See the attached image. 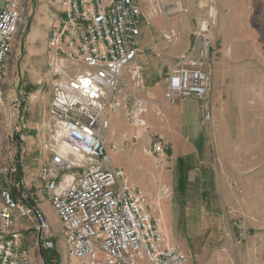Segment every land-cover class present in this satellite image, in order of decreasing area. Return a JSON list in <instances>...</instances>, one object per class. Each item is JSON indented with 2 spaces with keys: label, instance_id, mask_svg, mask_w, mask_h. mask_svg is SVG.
Segmentation results:
<instances>
[{
  "label": "built area",
  "instance_id": "obj_1",
  "mask_svg": "<svg viewBox=\"0 0 264 264\" xmlns=\"http://www.w3.org/2000/svg\"><path fill=\"white\" fill-rule=\"evenodd\" d=\"M183 1L160 3L168 12ZM19 9L20 0H0V78L18 29ZM213 13L211 7L210 16ZM140 15L136 0L62 2L47 34L44 76L50 80L51 94L47 119L35 135L42 158L34 176L27 175L25 166V155L32 151L20 134L23 126L6 134L10 146L0 167V264H34V260L43 264L44 254L57 249L35 189L47 198L61 224L66 250H57L61 262L72 258L93 264L186 263L179 247L162 244L147 195L130 185L122 170L105 165L110 162L106 148L110 117L121 111L130 126L144 130L149 155L159 156L165 150L146 118L152 102L134 95L124 82L125 71L139 53ZM205 30L206 26L200 27L201 32ZM194 35L198 38L200 32ZM177 38L173 28L162 34L167 43ZM206 45L200 39L175 58L164 78L168 104L188 99L206 102L211 90L204 67ZM138 72L132 74L133 79H139ZM21 105L16 100L14 109L18 111ZM202 118L211 122L207 104L202 107ZM21 119L16 117V121ZM131 138L136 142L140 135ZM234 208L230 204L227 211L233 213ZM25 219L33 225V258L15 227L16 221ZM232 225L240 243L244 238L240 223L233 220Z\"/></svg>",
  "mask_w": 264,
  "mask_h": 264
},
{
  "label": "rangeland",
  "instance_id": "obj_2",
  "mask_svg": "<svg viewBox=\"0 0 264 264\" xmlns=\"http://www.w3.org/2000/svg\"><path fill=\"white\" fill-rule=\"evenodd\" d=\"M63 1L20 0L18 29L12 39L5 70L0 78V167L4 165L9 155L10 143L6 138L8 130H14L17 126L22 127L23 124L29 125L32 121L38 123L47 119V104L51 94V84L50 80H45L43 74L46 63L45 66L44 64L41 67L35 66V71L30 68L36 58H40L42 55L46 57L47 34L50 24L60 14ZM256 1L258 4L260 0ZM213 3L214 0H185L179 4H174L166 14L170 17L175 16L181 21L184 29H180V32L189 37L188 49L196 41L206 40L207 55L204 58V67L209 73L211 84L206 102L202 103L194 99L180 100L170 107L163 95L162 102L156 103L154 106V117H152L155 121L151 122V126L149 125L150 130L160 134L164 124L162 117L166 116L165 113L169 114L170 128L172 129L179 122L181 130L176 137L174 136V140L164 139L165 150L162 155H149L146 151L147 145L142 146V150L149 156L153 168L159 174L164 173L168 185L166 187L171 185L168 191L164 189L161 192V197L167 198L165 200L171 207V212L166 215L168 220L166 222V236L160 229L162 244L164 245V242L169 240L171 243L180 245L182 250L186 252L184 255L187 261L193 260L194 263L192 264H196V260L199 259H201V264H208L210 255L214 251L213 248L222 240V229L227 222L226 217L222 214L227 211L228 206L225 207L226 202L215 201L214 193L219 192L221 196L226 193L228 186L237 191L240 190L234 182L227 185L228 182L225 178L222 180L224 183L216 188L212 183L214 176L227 177L230 160L239 162L242 157L250 156L249 159L264 157V133L260 136L256 131L258 126L256 121H251L252 115L254 116L259 109L262 110L264 107L262 105L251 106L253 108L251 110L249 105L245 103L247 91L243 87L246 82L256 80V65H264V41L261 40L264 39V13L262 16L253 19L250 17L252 19L250 28L242 27L243 29L238 34L235 33L240 37L239 42L230 38L224 41L218 35L219 29L218 33L212 34L214 28H211L217 22L215 12L210 16V8L213 9ZM247 20L244 18L243 22ZM186 22L188 24L187 29L185 28ZM204 26H206V30L201 32L200 27ZM251 29H255L257 32L254 31L255 33H253ZM194 31L200 32L198 38H195ZM232 35H228V37ZM145 56L148 57L146 54ZM146 59L135 60L136 62H133L124 73V82L131 89L130 91L138 97L143 95L142 88L144 86V78H142L144 74L140 67L149 64V66L156 68V60H158L162 82L175 61V58L172 61L169 58L167 62V58H163L161 55L148 57L149 63ZM246 66L253 68L247 69ZM137 71H139V79H133L132 74ZM32 72H39V75L42 76L41 82L33 85L27 83L31 80L30 74ZM215 81H224L230 86L227 91L223 92L221 102L215 101L211 94ZM160 86L162 89L161 83ZM233 87L234 89H232ZM20 91L22 95L19 94ZM256 92L257 90L254 89L249 96L255 95ZM16 100H20L22 105L28 106L30 113H27L23 121L17 120L13 123L10 119L13 116ZM29 100L32 102L29 103ZM204 104H207L212 113V119L209 123L202 118ZM170 108L183 109L184 118L181 117L180 119L177 113L171 114ZM19 111H21V107ZM261 128L264 132V125H261ZM142 131L138 143L145 135L144 130ZM172 132L176 131L172 129ZM20 134L26 137L28 147H35L34 151L29 152L28 150L25 155L27 175L34 176L42 158L39 140L34 142L30 140L31 138L28 137L33 136V133L27 129L21 128ZM257 140H259V145L256 144ZM117 147L108 152L110 162L105 164L107 167L113 164L114 167L112 168L122 170L126 179L130 180L137 177L144 180L147 175L148 180L152 177L154 170L148 169L150 172H146L147 164L144 158L138 152L132 151L131 144L127 143L125 148ZM233 148L238 151L234 156ZM241 149L247 150L248 154L241 157ZM1 180L0 176V183ZM262 186H264V176ZM46 202V200L41 201V209L47 211L45 216L50 223L57 246L56 250L45 253L46 255L52 254V257L49 258L50 264H93L72 258L65 259L63 262L60 261L59 249L66 253L62 227L58 218L56 219V215L50 207H47ZM162 220L164 219L162 218ZM15 227L22 232L25 246L33 258L35 248L33 246L34 230L31 221L27 219L16 221ZM235 243L238 245L237 237ZM53 257L57 258L58 261H50ZM99 260H101V256H99ZM34 264L40 263L34 260Z\"/></svg>",
  "mask_w": 264,
  "mask_h": 264
},
{
  "label": "crops",
  "instance_id": "obj_3",
  "mask_svg": "<svg viewBox=\"0 0 264 264\" xmlns=\"http://www.w3.org/2000/svg\"><path fill=\"white\" fill-rule=\"evenodd\" d=\"M256 2V0H214L213 12L217 14L215 15L217 22L216 25L211 28H214V30H212V34L218 33L217 31L219 29L220 32L218 33V35L222 40L225 41L230 38L231 40L234 39L235 41L239 42L240 37L237 34L241 31V29H243L242 27L248 28L252 23L250 21L253 18L262 16L264 13V0H260L258 4ZM136 3L138 4L141 12L139 44L140 52L138 54L139 56L135 59L136 61L137 59L138 61H140L147 58L146 61L149 63L148 57L161 55L163 56V58H167L168 62L169 58L172 61V59L181 56L188 50L189 37L187 36V34L183 35L180 32V29H184V26L181 25V21L178 20L177 17H170L166 15L168 12L162 10L160 0H136ZM250 17L252 19H250ZM244 18L248 20L246 22H243ZM185 25V28L187 29V22ZM170 28H173L178 32V38L174 42L167 43L162 39V34ZM251 30L253 31V33H255L254 31L257 32V30L255 29ZM231 34L233 35L231 37H228V35ZM256 39H258V37H256ZM261 40L264 41V39ZM145 54L148 55V57L145 56ZM33 63L34 64H31L30 68L34 69L33 71H35V66L41 67L43 64L45 66V63H47V55L46 57L45 55H42L40 58H36ZM158 65L159 61L156 60V68L154 66H149V64L148 66L140 67L142 73L146 77H142L144 78V86L142 88L143 95H141V97L152 102V105L149 108L148 113L146 114L149 125L152 121H155V119L153 118V110L155 108L154 106L156 105V103L162 102L164 95L165 81L163 79V81L161 82L162 73L158 68ZM246 68L248 69L253 67L246 66ZM256 73L257 76L254 82L248 81L243 84V87L247 91V98H245V103L249 105L251 110L253 109L251 106L262 105L264 107V65H256ZM43 74H45V71ZM30 77L31 80L27 82L30 85L38 84L42 80V76L39 75V72H32V74H30ZM160 83L162 85V89ZM229 87V84L224 81H215L213 83L211 91V94L215 98V101L221 102V100H223V92L227 91ZM232 89H234V87ZM254 89L257 90L256 94L249 96L253 93ZM19 94H21V91L19 92ZM31 102L32 101L29 100V103ZM169 106L172 107L173 105L169 104ZM169 110L171 114L177 113V115L180 116V119L181 117L184 118L183 116L185 113L183 109L170 108ZM27 113H30V108L28 106L22 105L21 111H19V109L18 111L13 109V116L10 120L15 123L17 122L16 117L20 116L22 118L20 121H23ZM123 113L124 112L121 111L118 114L111 115L110 117V126L106 132V148L108 152H110L112 146H122L123 148H125L127 143H129L132 146L130 147L132 148V151L138 152L144 158V161L147 164V169L145 167L146 172L154 170L152 173V177L149 180L148 175L144 177V180L141 177H137L136 179L132 180L128 178L127 179L131 185L138 187L144 194L147 195L151 204L153 216L158 221L163 235L166 236V222H168V220L166 219V215L171 212V207L168 204L167 200H165L167 198L161 197V192L164 189L168 191L171 185H169L170 187H166L167 181L164 173L161 172L159 174L157 170L153 168V164L150 162L149 156L143 152L142 146L145 144V142H143L144 140L142 139L139 143L138 141L137 143L135 141H132V135H140L143 133V131L142 129L137 130L130 126L126 122V118ZM165 114L166 116L162 117L164 124L161 127V132L160 134H156L159 135L163 141L170 139L174 140V138L179 134L181 130V125L179 126L178 122L172 128L176 132H172V129L170 128L171 120L169 114ZM251 119V121H256V125H258L256 131L260 136H262L264 133L263 128H261V125H264V108H262V110L259 109L258 112L254 114V116L252 115ZM40 123L42 122L33 123L32 121V123H30L29 125H22L24 130L27 129L28 131L33 133V136L28 137L31 138L30 140H32L33 142L37 140L34 136L38 133L37 130H40ZM24 140L25 144L28 147L26 137H24ZM124 141L126 142L123 144ZM256 144L259 145V140L256 141ZM28 148L31 151H34L35 147L32 146V148ZM233 150L234 156L238 153V151L235 148H233ZM244 154H248L247 150L241 149V157ZM248 157H242L239 162L230 160L227 168V177L216 175L213 178L214 180L212 183L216 188H218V185L224 183L222 182V180H224L225 178V180L228 182L227 185H229L231 182L236 183L238 188L241 190V193H239L235 188H230L229 186L227 187L226 193L222 194L221 196L219 195V192L214 193L215 201L226 202L224 204L225 207L229 206L230 204H234L235 208L233 213H229L227 211L223 214L221 213L222 216L224 215L226 217L227 222L222 229V240L213 248L214 251L210 255L208 264H264V197L262 195V190L264 189V186H262L264 176V157L258 159H249ZM138 166L140 167V165ZM112 167H114L113 164H111L110 166L108 165V168ZM148 169L150 171H148ZM35 192L38 197L39 208L41 209L42 200L47 201L46 205L49 208L50 205L47 198L42 194L37 193L36 189ZM41 210L44 214L47 215V211L45 209ZM51 211L53 210L51 209ZM162 218L164 220H162ZM233 220H237L240 223V227L244 232V240L238 243V245H236L235 243V238L237 237L238 230L233 227ZM164 246H177L183 253L186 254V252L182 250L180 245L171 243L169 242V240L164 242ZM196 261V264H201V259ZM192 263H194L193 260L187 261L186 258L185 264Z\"/></svg>",
  "mask_w": 264,
  "mask_h": 264
},
{
  "label": "trees",
  "instance_id": "obj_4",
  "mask_svg": "<svg viewBox=\"0 0 264 264\" xmlns=\"http://www.w3.org/2000/svg\"><path fill=\"white\" fill-rule=\"evenodd\" d=\"M52 257V254H44V259H45V261H44V264H50V262H49V258H51Z\"/></svg>",
  "mask_w": 264,
  "mask_h": 264
}]
</instances>
